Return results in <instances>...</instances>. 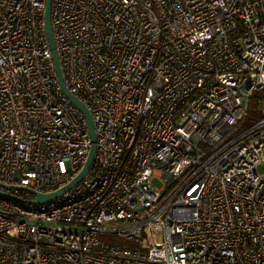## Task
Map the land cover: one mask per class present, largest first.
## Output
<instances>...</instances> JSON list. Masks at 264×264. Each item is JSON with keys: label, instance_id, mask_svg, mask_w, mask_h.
<instances>
[{"label": "built area", "instance_id": "1", "mask_svg": "<svg viewBox=\"0 0 264 264\" xmlns=\"http://www.w3.org/2000/svg\"><path fill=\"white\" fill-rule=\"evenodd\" d=\"M44 10L0 0V183L48 193L91 141ZM50 23L96 147L53 200L0 187V264H264V0H51Z\"/></svg>", "mask_w": 264, "mask_h": 264}, {"label": "water", "instance_id": "2", "mask_svg": "<svg viewBox=\"0 0 264 264\" xmlns=\"http://www.w3.org/2000/svg\"><path fill=\"white\" fill-rule=\"evenodd\" d=\"M50 8H51V0H45V10H44V22H45V32H46V37L48 41V45L51 51V57L54 63V68L55 72L57 74V81L58 84L61 87V90L63 93L66 95V97L71 101V103L82 113L86 120L87 124V132L90 137L91 145L89 148V152L87 154V158L85 161V164L82 168V170L79 172V174L74 177L70 182H68L66 185L62 186L61 188L54 190L52 192L48 193H41L34 191L32 189L26 188V187H19V186H13V185H4L0 183V187L3 189H11L18 187L22 190H26L29 192L31 195H33V200L34 202H46L55 199L57 196L68 190L72 185H74L76 182H78L88 171L92 159H93V154L95 151V142H96V133L94 131V124L91 118V115L89 111L87 110L86 106L73 94L69 93L67 89L64 86L63 80H62V75H61V69L59 65V59H58V54L55 49V43L53 39V33H52V28H51V23H50ZM0 194H3L7 197H13L16 198L17 200H21V198L13 196L9 192H6L5 190L0 189Z\"/></svg>", "mask_w": 264, "mask_h": 264}, {"label": "rangeland", "instance_id": "3", "mask_svg": "<svg viewBox=\"0 0 264 264\" xmlns=\"http://www.w3.org/2000/svg\"><path fill=\"white\" fill-rule=\"evenodd\" d=\"M262 92H264V91H261L260 93H262ZM256 106H257L256 101H254L252 99L249 103V106H248V110H247V114H246L247 116L244 119L243 127H244V125L246 126V125L250 124L251 118L257 114ZM152 183L157 188H161L164 184V182L162 180H159L157 177L152 178ZM99 237L110 242V243H114V244L130 243V242H127L126 240H124L122 238H119L115 235H111V234H107V233L100 234Z\"/></svg>", "mask_w": 264, "mask_h": 264}, {"label": "trees", "instance_id": "4", "mask_svg": "<svg viewBox=\"0 0 264 264\" xmlns=\"http://www.w3.org/2000/svg\"><path fill=\"white\" fill-rule=\"evenodd\" d=\"M261 91H258L257 93H255L254 95H253V97H252V99L254 100V101H256V104H258V101H259V97H260V93Z\"/></svg>", "mask_w": 264, "mask_h": 264}]
</instances>
